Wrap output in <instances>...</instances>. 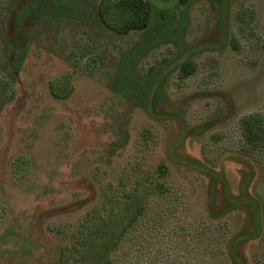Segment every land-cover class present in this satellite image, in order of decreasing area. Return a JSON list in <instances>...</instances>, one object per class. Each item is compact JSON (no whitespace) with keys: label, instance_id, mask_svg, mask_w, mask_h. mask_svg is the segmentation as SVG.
I'll return each mask as SVG.
<instances>
[{"label":"rangeland","instance_id":"rangeland-1","mask_svg":"<svg viewBox=\"0 0 264 264\" xmlns=\"http://www.w3.org/2000/svg\"><path fill=\"white\" fill-rule=\"evenodd\" d=\"M26 1L0 0V264H46L133 165L148 169L161 159L171 191L151 201L115 264H229L220 249L245 215L211 219L207 178L178 157L223 168L238 192L240 164L229 155L239 149V118L264 115V0H151L165 7L157 11L164 26L154 18L126 35L102 24V0H63L72 14L34 26L12 77L4 36ZM243 7L253 19L239 21ZM132 51L135 89L124 95L122 66ZM182 53L195 68L181 79ZM57 78L61 97L51 92ZM145 79L159 80L154 112L132 98ZM212 91L233 99V112ZM211 118L218 122L204 130ZM255 164L251 191L263 205V227L242 250L248 264H264V156Z\"/></svg>","mask_w":264,"mask_h":264},{"label":"trees","instance_id":"trees-1","mask_svg":"<svg viewBox=\"0 0 264 264\" xmlns=\"http://www.w3.org/2000/svg\"><path fill=\"white\" fill-rule=\"evenodd\" d=\"M186 1L178 0V3ZM19 8L10 24L9 34L4 36L5 52L9 56L8 68L12 77L23 66L27 41L34 26L44 18L72 14L63 0H27ZM164 9L165 7L156 6L151 0H102L98 14L102 24L118 34L126 35L131 31L146 30L154 18L158 19L157 11ZM238 15L239 21L244 22L248 16L254 18V11L243 7ZM159 24L160 28L164 26L160 20ZM132 54L133 51L126 56L122 66L120 82L124 95L131 94L135 89V82L129 79L127 73V69L133 66ZM177 68L182 79L193 73L195 64L182 53ZM63 90L61 78L51 82L54 96L61 97V93H65ZM159 92L158 79H145L140 91L132 94V98L134 102L139 101L147 111L154 112ZM209 94L219 95L222 100L227 101L229 112H233L235 103L233 99L227 98L226 93L212 91ZM217 122L216 118H211L201 126L206 130ZM238 130L241 137L239 149L229 155L240 164L237 193L232 190L223 168L216 169L190 155L178 158L207 178L206 207L211 219L219 220L236 211L245 215L243 226L225 240L224 247L220 250L226 251L229 264H248L242 246L256 239L263 227V205L260 198L251 191V185L257 175L256 157L264 156V115L259 112L242 115L238 121ZM169 169L163 159L148 169L142 170L140 163L133 165L130 173L121 177V186H117L115 193L105 191L100 203L84 212L71 232V242L61 246L57 255L48 259L46 264H115L118 250L143 225L151 201L161 199L171 191L172 186L167 182ZM130 177H134V181L130 182Z\"/></svg>","mask_w":264,"mask_h":264}]
</instances>
